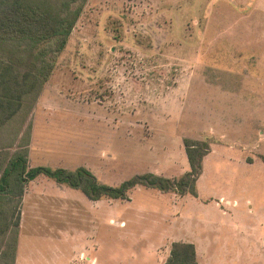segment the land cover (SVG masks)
Segmentation results:
<instances>
[{"label":"rangeland","instance_id":"obj_1","mask_svg":"<svg viewBox=\"0 0 264 264\" xmlns=\"http://www.w3.org/2000/svg\"><path fill=\"white\" fill-rule=\"evenodd\" d=\"M20 121L3 148L31 122L30 166L84 165L110 185L184 175L187 137L210 150L197 195L138 185L92 200L39 176L14 264H164L177 240L199 264H264V0H88Z\"/></svg>","mask_w":264,"mask_h":264},{"label":"trees","instance_id":"obj_2","mask_svg":"<svg viewBox=\"0 0 264 264\" xmlns=\"http://www.w3.org/2000/svg\"><path fill=\"white\" fill-rule=\"evenodd\" d=\"M88 0H0V133L13 121L19 124L35 107L50 80L59 55L69 44ZM24 118V120H23ZM32 123L12 151L0 139V235L15 226L16 236L0 250V264H14L20 226L19 207L26 186L41 175L81 190L88 198H127L138 185L166 192L198 194L197 181L204 157L210 150L207 139L185 138L190 170L172 179L157 173L135 175L119 185L101 181L87 166L75 168L29 165ZM13 220V222H12ZM164 264H199L197 246L174 241Z\"/></svg>","mask_w":264,"mask_h":264},{"label":"crops","instance_id":"obj_3","mask_svg":"<svg viewBox=\"0 0 264 264\" xmlns=\"http://www.w3.org/2000/svg\"><path fill=\"white\" fill-rule=\"evenodd\" d=\"M36 179H37V178H36ZM36 179H35V180H36ZM33 181H34V180H33ZM31 182H32V181H31ZM31 182H30V183H31ZM30 183H29V184H30ZM29 184H28V185H29ZM28 185H27L26 188H25V193H26V189H27ZM24 197H25V194H24ZM23 200H24V198H23ZM22 203H23V201H22ZM21 206H22V204H21ZM21 206L19 207V210L21 209ZM19 212H20V211H19ZM19 227H20V226H19Z\"/></svg>","mask_w":264,"mask_h":264}]
</instances>
